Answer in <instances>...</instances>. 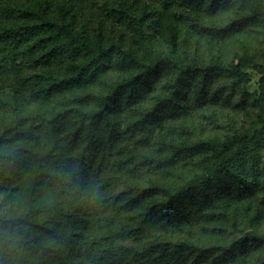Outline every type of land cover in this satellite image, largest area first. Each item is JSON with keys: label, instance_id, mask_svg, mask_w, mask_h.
Instances as JSON below:
<instances>
[{"label": "trees", "instance_id": "trees-1", "mask_svg": "<svg viewBox=\"0 0 264 264\" xmlns=\"http://www.w3.org/2000/svg\"><path fill=\"white\" fill-rule=\"evenodd\" d=\"M89 1L59 0L44 10L0 4V264H264L246 259L250 245L264 251V235L227 246L167 235L264 190V119L222 137H162L160 153L133 165L170 175L199 158L200 170L182 184L151 180L106 197L105 184L89 175L95 165L119 169L111 154L124 140L147 144L143 134L188 115L191 103L222 99V90L212 91L221 78L248 80L241 69L253 57L202 63L185 38L177 46L175 29L168 48L155 50L163 12L175 7L179 21L219 43L250 25L264 28V0H238L244 11L222 26L199 25L200 16L233 0H143L138 10L100 0L117 37L104 21L84 24L79 6ZM254 67L264 71V55ZM61 97L72 101L55 107Z\"/></svg>", "mask_w": 264, "mask_h": 264}, {"label": "rangeland", "instance_id": "rangeland-1", "mask_svg": "<svg viewBox=\"0 0 264 264\" xmlns=\"http://www.w3.org/2000/svg\"><path fill=\"white\" fill-rule=\"evenodd\" d=\"M47 2H49L47 4ZM59 0H0V4H14L21 9L40 7L54 9ZM120 2L126 5L132 3L138 10L143 0H108L111 3ZM103 1L84 2L79 17L89 28L98 26L104 21V26L108 23V35L119 36L120 30L112 21H107L103 15ZM244 9L239 8V1L233 0L230 7L218 9L214 15L200 16L199 25L213 23L218 26L226 24L234 13ZM160 27L154 39L155 50L168 48L171 36L170 28L177 33V46L182 44V39L186 40V50L192 54L195 50L198 60L207 62L212 56L218 55L224 65L239 64V58L245 55L253 57L255 63L243 67L242 72L248 75V80L237 83L231 78H221L212 87L213 90H222V99L217 102L207 101L202 106L191 103L188 115L177 119H169L161 127H154L151 132L143 134L149 138V142L135 144L133 139L124 140L111 154V160L120 161L119 169L108 166L99 167L95 165L89 171V175L105 184L103 195L118 194L128 192L135 187H144L151 180H168L173 184H182L195 172L200 170L199 158L189 164L179 163L169 175L161 174L145 167L133 169V165L145 155H157L160 138L174 137L177 140H197L200 138H210L213 136H224L231 132H248L259 126L264 119V112L260 104H264V71L255 68L257 64H262L264 55V28L256 23L247 28L235 32L226 40L219 43L205 38L195 30V25L183 24L177 18L175 7L166 10L161 15ZM197 26V25H196ZM119 30V31H118ZM185 32H188L185 34ZM127 40V38H126ZM185 43V42H183ZM9 90V88H7ZM96 91L101 89H95ZM230 97V104L226 105L223 100ZM61 97L55 102V107L68 106L72 99ZM130 115H123V123L129 121ZM187 128V131H186ZM138 136V134H137ZM135 166V165H134ZM133 193H135L132 190ZM264 190L257 193L243 202H232L218 205L214 209V214L205 221L184 224L180 228H174L167 232L168 237L173 241L187 240L197 245H222L227 246L237 240H245L253 234L264 235V204L261 196ZM259 214L258 222L252 221V216ZM249 244V242H247ZM264 251L260 247L250 245L246 259L257 261L263 259Z\"/></svg>", "mask_w": 264, "mask_h": 264}]
</instances>
